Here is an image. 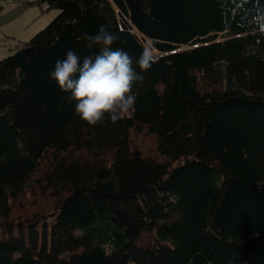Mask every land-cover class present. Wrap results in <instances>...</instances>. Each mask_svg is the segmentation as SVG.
<instances>
[{
  "label": "trees",
  "instance_id": "obj_1",
  "mask_svg": "<svg viewBox=\"0 0 264 264\" xmlns=\"http://www.w3.org/2000/svg\"><path fill=\"white\" fill-rule=\"evenodd\" d=\"M32 1L60 11L0 58V264H264V0ZM102 25L166 53L90 126L49 74Z\"/></svg>",
  "mask_w": 264,
  "mask_h": 264
},
{
  "label": "clouds",
  "instance_id": "obj_2",
  "mask_svg": "<svg viewBox=\"0 0 264 264\" xmlns=\"http://www.w3.org/2000/svg\"><path fill=\"white\" fill-rule=\"evenodd\" d=\"M83 38L88 41V48L100 46L99 52L81 60L73 50H68L63 60L56 61L50 78L62 92L70 94L69 100L75 101V114L88 125L102 124L105 117L116 123L134 110L137 97L133 86L143 82L142 73L159 61V54L151 42L146 43L135 60L138 72L127 51L113 50L111 46L119 37L106 26Z\"/></svg>",
  "mask_w": 264,
  "mask_h": 264
},
{
  "label": "rangeland",
  "instance_id": "obj_3",
  "mask_svg": "<svg viewBox=\"0 0 264 264\" xmlns=\"http://www.w3.org/2000/svg\"><path fill=\"white\" fill-rule=\"evenodd\" d=\"M28 0H0V58H3L7 55L14 53L20 46L21 42H18L20 39L12 37V35H7V29L14 27L17 30H21L23 33L22 39L24 41L28 40L36 32L42 29L52 18L58 14L60 11L57 7H51L50 9L43 11L37 19L29 21L31 14L29 15L28 8L26 10V5ZM51 15L46 23L40 25L41 22L47 17L46 13ZM41 17V18H40ZM28 21V22H27ZM25 22H27L25 24ZM28 24V25H27ZM27 25V26H26ZM2 30L4 32H2ZM188 47L187 44H181L178 48ZM158 54H163L166 52L158 51L155 49Z\"/></svg>",
  "mask_w": 264,
  "mask_h": 264
},
{
  "label": "crops",
  "instance_id": "obj_4",
  "mask_svg": "<svg viewBox=\"0 0 264 264\" xmlns=\"http://www.w3.org/2000/svg\"><path fill=\"white\" fill-rule=\"evenodd\" d=\"M28 8V11H29V15L31 14V18L29 19V21H32L34 19H37V17L43 12V11H46L48 9H45V7H41V5H39L37 2H34L32 0H28V4L26 5V10ZM47 17L43 20V22H41L40 25H43V23H46L49 19V17L51 15H48V12L46 13ZM39 18V17H38ZM41 18V17H40ZM28 22V21H27ZM25 22V24L27 23ZM28 25V24H27ZM26 25V26H27ZM7 32V35H12V37H16V38H19L20 40L18 42H21V41H24V39H22L21 37H23L22 35V31L21 30H17L16 28L14 27H10L6 30ZM2 32H4L2 30Z\"/></svg>",
  "mask_w": 264,
  "mask_h": 264
},
{
  "label": "built area",
  "instance_id": "obj_5",
  "mask_svg": "<svg viewBox=\"0 0 264 264\" xmlns=\"http://www.w3.org/2000/svg\"><path fill=\"white\" fill-rule=\"evenodd\" d=\"M46 6H47V5L44 3V4H43V7H46Z\"/></svg>",
  "mask_w": 264,
  "mask_h": 264
}]
</instances>
